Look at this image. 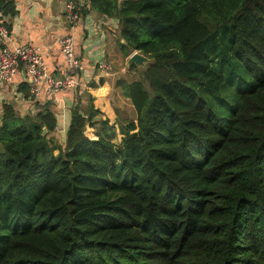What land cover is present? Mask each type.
I'll return each mask as SVG.
<instances>
[{"label":"trees","instance_id":"16d2710c","mask_svg":"<svg viewBox=\"0 0 264 264\" xmlns=\"http://www.w3.org/2000/svg\"><path fill=\"white\" fill-rule=\"evenodd\" d=\"M224 1L91 0L151 60L120 82L136 121L91 138L78 105L60 142L4 104L0 264H264V0Z\"/></svg>","mask_w":264,"mask_h":264},{"label":"crops","instance_id":"0c3cea01","mask_svg":"<svg viewBox=\"0 0 264 264\" xmlns=\"http://www.w3.org/2000/svg\"><path fill=\"white\" fill-rule=\"evenodd\" d=\"M68 2L80 6L81 17L74 25H69L65 17ZM14 4L15 13L3 16L0 12V19L9 26L15 44L31 43L38 47L47 69L61 79L66 62L59 42L63 36L72 34L83 68L75 90L57 94L44 92L40 96L21 91L20 86L28 82L27 73L21 68L11 82L0 85V124L6 103L13 104L22 115L50 110L57 116L58 128L54 135L61 142L74 108L80 105L87 109L92 103L99 113L92 126L87 124L86 134L97 138L100 133L120 144L121 126L137 118L133 102L124 95L120 82L139 79L149 62L124 70L134 50L126 55L122 49L125 40L121 36L119 18L103 15L91 6V0H14Z\"/></svg>","mask_w":264,"mask_h":264},{"label":"built area","instance_id":"2783aa9c","mask_svg":"<svg viewBox=\"0 0 264 264\" xmlns=\"http://www.w3.org/2000/svg\"><path fill=\"white\" fill-rule=\"evenodd\" d=\"M65 17L69 25H74L81 17L80 6L68 2ZM60 48L66 67L61 79H57L48 69L41 51L31 43L15 44L9 27L0 20V85L11 82L21 68L27 73L29 92L40 96L44 92L57 94L75 90L80 84L83 68L76 50L75 37L67 34L60 39ZM105 64L101 67L105 68Z\"/></svg>","mask_w":264,"mask_h":264},{"label":"rangeland","instance_id":"374dc122","mask_svg":"<svg viewBox=\"0 0 264 264\" xmlns=\"http://www.w3.org/2000/svg\"><path fill=\"white\" fill-rule=\"evenodd\" d=\"M231 2V0H225L224 1V7H226V8H228L226 5L228 4V3H230ZM219 7H222V6H219ZM128 66V65H127ZM126 66V68H124V70L125 71H129L128 69H130V67L128 68ZM147 66V65H146ZM145 66V67H146ZM140 69H142V67L140 68ZM145 69V68H144ZM143 69V70H144ZM249 88V84H248V82H239V84H236V83H234V85L232 86V92H231V95H230V97L228 98V100L229 101H234V99H235V97H236V92H243V91H245L246 89H248ZM228 114H229V111H228Z\"/></svg>","mask_w":264,"mask_h":264},{"label":"water","instance_id":"95a60500","mask_svg":"<svg viewBox=\"0 0 264 264\" xmlns=\"http://www.w3.org/2000/svg\"><path fill=\"white\" fill-rule=\"evenodd\" d=\"M151 60L145 56L144 54L140 53L139 51H134L133 54L128 59V67L132 65L137 66H144L146 63L150 62ZM47 133V129H44V134Z\"/></svg>","mask_w":264,"mask_h":264}]
</instances>
